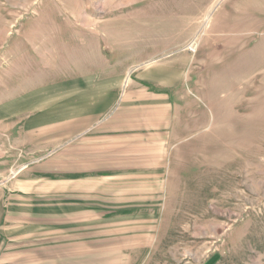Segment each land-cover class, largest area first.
I'll return each instance as SVG.
<instances>
[{
  "label": "rangeland",
  "instance_id": "rangeland-1",
  "mask_svg": "<svg viewBox=\"0 0 264 264\" xmlns=\"http://www.w3.org/2000/svg\"><path fill=\"white\" fill-rule=\"evenodd\" d=\"M81 14L89 18L79 21ZM1 71L21 75L5 80L7 123L20 128L32 118L38 145H51L34 151L17 128L3 136L8 186L48 199L56 223H64L66 114L72 107L75 136L89 107L105 121L124 107L138 132L167 121L159 127L169 162L149 140L104 149L109 162L97 186L105 216L113 202L122 209L121 248L106 224L105 254L121 252L120 264H264V0H0ZM29 74L40 84L30 85ZM29 94L35 109L22 114ZM126 94L156 95L168 114L164 103L157 114L123 100ZM95 96L111 99L90 102ZM80 146L73 145L74 160ZM42 154L55 161L37 162ZM28 157L36 162H12ZM41 237L60 242L64 235ZM11 244L9 259L17 253Z\"/></svg>",
  "mask_w": 264,
  "mask_h": 264
},
{
  "label": "crops",
  "instance_id": "crops-1",
  "mask_svg": "<svg viewBox=\"0 0 264 264\" xmlns=\"http://www.w3.org/2000/svg\"><path fill=\"white\" fill-rule=\"evenodd\" d=\"M84 15L85 14L76 16L80 17L78 18L79 21L82 19L87 20L89 17L87 15V18L83 17ZM68 19H72L73 21L76 20L70 16H68ZM93 37L98 36L94 34ZM98 48L99 49L97 50L102 54L103 42H101V39L99 40ZM20 65L19 63L15 64V66L18 67L17 70H19ZM23 65L26 70L27 64ZM31 67L32 66L29 63L27 70L30 71ZM6 72L7 71H1L0 73V141L2 142L3 136L4 138L9 136L10 130L13 132L17 128V135L19 138L23 139L27 137L29 141L27 142V147L33 149L34 151L41 149H47L44 151H48V148L51 147V145L45 143L43 146H39L37 138L34 137V132L31 131V129L35 127L32 118L29 119V122L27 121L22 123V127L20 128L18 125H20L21 122H16V124L11 127L7 123V120L11 115V106L9 107V94L5 89V80L7 83L8 81H12L14 83L16 79L21 78V75L17 74L16 76L14 72L12 74ZM66 76V74L63 75L65 80L71 79V76L70 78H67ZM26 80H28L30 85H35L36 83L40 84L39 79L30 74ZM7 87H12V85L9 84ZM16 93L20 94L17 89ZM147 98L148 100L146 101L145 98H140L134 94H126L122 99H125L127 102H141V104L147 103V107L159 110L158 112L156 111L157 114L161 112V107L164 103V112L162 116H166L168 114V104L165 102L159 103L158 96L148 95ZM88 99L90 102H97L101 99L111 98L109 96H95L92 99ZM34 100L35 98L31 94L22 99V101L26 104L23 106L22 114H26L30 110L35 109L33 107ZM31 107L33 109H31ZM91 109L95 108L92 106L89 107L88 112L83 114L81 117L82 129L81 132L75 136L72 130V107L69 113L66 114L64 128V223H56L57 219L54 214L55 210L53 209L54 207L52 208L53 204H51L48 199H41V196L28 197V193L18 189L17 185L15 188H10L8 186V181L10 179L11 172L7 164L8 161H0V253L2 255L0 263H2V261H4V263L17 261L18 264L20 262H22L21 264H87L91 261L100 264L111 262L112 264H120L123 260L121 252L118 255H106L104 249L106 241V224H108L110 228V239L114 241L115 239L118 240V242L113 243V245L121 248L120 218L122 215V209L119 208L115 210L118 207L115 202H113L111 210L112 213L107 212L109 215L108 217L105 216L106 203L104 202V192L100 190L102 189L101 186H97L98 184H101V178H104L101 173L104 171V162H109V158L105 159L104 149L108 151L109 149L114 150L116 146V150L121 151L122 148L120 145L122 143L130 145L132 143H137L138 141L143 143L145 140H149L150 142H148L147 145H151V148H154L157 151V154L161 153L163 156L162 162H169V140L164 137L166 135L165 129L159 127L161 124H166L167 121H157L156 126L154 128H150V132H147L144 128L142 131L138 132L136 128H133L137 127V125L131 122V119L133 118L127 115L129 113L124 110V107L121 112H116L117 115L115 113L106 121L103 120L104 118L99 117L100 112L96 113ZM17 110L19 111L20 107H18ZM28 123L30 126H27ZM97 123L99 124L98 126ZM146 129L149 128L146 127ZM18 131H20V133ZM146 136H150V139H147ZM76 142L77 144H81V146L78 147L80 149V156L74 160L73 145ZM93 151L96 152L92 153ZM117 155L120 157L119 154ZM45 157H47V155L42 154L40 156L41 159H39L42 161L37 162L55 161L50 158L46 159ZM12 162L31 163L36 161L31 160V158L28 157L27 159L14 158ZM74 162H76L75 167L77 166L79 169L75 172L73 170ZM117 162L119 161L117 160ZM27 169H29L28 166L25 170ZM22 181L20 184L17 182L19 186L25 184V182ZM38 181H40V179H38ZM74 184L77 187L76 191H74L73 188ZM86 188L89 191H96V193L93 196L90 195V197H88L87 193L84 191ZM79 189L82 190L79 191ZM126 209L127 210L125 211H127L128 214H136L138 212L133 210L129 211V208ZM140 212L146 213V210H140ZM12 215L13 217L16 216V218L13 219H16L17 222L10 221V217ZM85 228L87 232L90 230L95 233L91 236L87 233L85 234ZM56 231H61L64 235L63 240L60 242L44 240L41 237L44 234H56ZM74 231H78L79 234L74 233ZM73 238H75V240ZM26 241H29V243L26 244ZM40 241L42 242L40 243ZM13 242L16 244L14 247L16 248L17 253L15 257L9 259L8 257H5L4 253H8V249L13 247L11 244ZM74 248L76 252H74ZM216 258L217 256L214 255L210 258V260H214Z\"/></svg>",
  "mask_w": 264,
  "mask_h": 264
}]
</instances>
